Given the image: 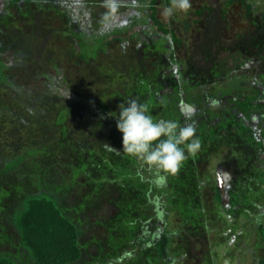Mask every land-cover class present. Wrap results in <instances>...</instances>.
I'll return each mask as SVG.
<instances>
[{
    "label": "rangeland",
    "instance_id": "rangeland-1",
    "mask_svg": "<svg viewBox=\"0 0 264 264\" xmlns=\"http://www.w3.org/2000/svg\"><path fill=\"white\" fill-rule=\"evenodd\" d=\"M83 1L75 8H78L81 19L86 22L90 18L94 20L89 25L93 23L95 30L86 33L85 26H78L73 35L75 39L71 40L58 32L64 27L63 17L53 15L48 22L44 20L47 16L37 19L33 28L39 40L48 39L44 45L52 54L48 59H41L35 67L37 73L33 75H38V78L32 82L24 78L26 99H22V93L12 90L3 92L2 97L0 93V256L11 257L19 264L33 263L23 250L9 216L24 196L59 189V182L54 180L59 179L57 172L68 160V153L57 154L58 158L53 161L48 160V156L42 157L41 152L51 141L59 138L60 126L54 121L62 104L71 95L93 97L104 102L103 109H110L109 112L117 113L122 109L124 115L117 118V129L111 138L125 147L133 142V138L141 141L148 136L149 118L145 116L146 111L139 109L143 103L137 107L146 87L135 80V76L147 78L154 88H162L159 101H164V97L171 100L167 113L163 114L167 105L161 102L152 113L160 123L164 122L167 114L175 120L174 113L179 107L176 104L178 97L170 92L177 87L168 74L173 70V57L167 50H157L158 43H154L152 38L138 37L142 31L162 33L151 19V11L147 18L142 17L146 21L133 28L126 16L106 20L116 10L104 6L102 1L105 0ZM95 1L100 4L85 6V3ZM229 1L173 0L170 5L160 1L157 4L158 19L182 39L181 44L175 46V58L184 78H187L183 91L188 102L201 103L202 108H217V113L226 108L232 115V120L221 125L211 138H203L198 149L195 143L193 147L190 144L186 146L188 150L181 154L185 161L181 164L185 168V178L161 176L157 180L159 185L165 182L168 188V207L164 216L175 264H259L264 257V142L256 141L253 129L243 128L239 123L240 116L252 108L250 102L254 99L251 95L255 97L259 88L263 96L255 99L257 110L260 107L264 109V0H246L254 3L252 14L243 2L230 4ZM3 3L0 0V13L1 6H5ZM89 41L94 42L91 46L94 53H90L91 49L87 47V62L78 59V53L70 58L66 49L68 44L74 42L79 51L81 43ZM101 49L103 52L99 55L97 51ZM188 64L201 73L196 76L194 70H187ZM168 68L170 70L167 71ZM47 87L52 88L47 91ZM39 96L43 98L40 100ZM1 100L5 108H1ZM258 113L261 123L256 127L264 130V112L259 110ZM208 114L209 120L217 115ZM77 118L64 122L74 134L72 138L83 136V144L97 143L104 132V119L91 123L81 114ZM82 148L86 150V147ZM83 150L80 151V159H74L79 168L85 166L86 153ZM36 153L40 154L34 156ZM194 153L197 156L192 159L191 154ZM25 155L31 158L27 160L28 164H23L15 172L7 171L8 165ZM33 161H38L39 169H42L37 175L32 174V168L36 169ZM111 161L113 158L104 154L99 166H93L94 179L86 174L78 176L77 190L64 196L60 202L82 231V257L73 264H120L117 260L110 262V258L121 243L134 246L136 239H147L151 235L150 230L155 229L153 220L138 212L137 204L116 208L106 197L98 200L93 197V191L102 186L106 187L102 190L104 194L118 196L123 193L121 188L111 183L115 176L106 168L108 165L105 166ZM169 164L175 168L177 163L172 164L171 161ZM177 166L180 167L179 164ZM67 171V175L63 174L65 177L75 176ZM189 173L200 182L190 181ZM252 173L256 177L254 181L249 179ZM216 185L224 190L221 204L214 198ZM190 201L197 204L199 201L205 208L204 215H199L197 209H187ZM145 263L147 261L144 260L142 264Z\"/></svg>",
    "mask_w": 264,
    "mask_h": 264
},
{
    "label": "trees",
    "instance_id": "trees-1",
    "mask_svg": "<svg viewBox=\"0 0 264 264\" xmlns=\"http://www.w3.org/2000/svg\"><path fill=\"white\" fill-rule=\"evenodd\" d=\"M3 1V5L5 6H1L0 13V93L2 97L3 92L12 90L17 92V94L22 93V99H26L25 97H27L28 94L24 91L26 90L25 87H27V84L25 85L23 82L24 78L27 77L29 82L38 78V75H33L37 73L35 67L41 62V59H48L52 54L44 45L48 42V39L44 37L43 40H39V36L33 28V26L36 25L37 19H42L47 16L48 18L44 20L48 22L53 15L55 17H63L62 23L64 27L58 32L64 38H69L71 40L75 39L73 35L78 26H85L84 29L87 31L84 32L86 33L95 30L93 23L89 25L90 21L92 22L94 20L90 18V21L86 22L85 19H81L78 13L79 10L75 7L77 4L81 5V3H84L82 0ZM78 1H80V3ZM159 1L165 5H170L173 2V0H136L134 3H129L105 0L102 1V4L116 10V13L110 18H106V20L112 21L118 17L126 16L127 21L131 22L133 28L136 27L138 23L146 21V19L142 17L147 18L149 11H151V19L162 33L147 34V32L145 33V31H142L138 34V37L140 39L152 38L154 43H158L156 46L157 50H161V52L167 50L174 59L173 70L168 68L167 71H170L167 73L172 76L173 82L177 84L176 88L170 89L171 94L174 95V97H178L176 104L177 107L178 105L179 107L176 110L177 112L174 113L176 119L173 120L172 117H168L169 114H167L166 118L163 119L164 122L160 123V119L152 115V113H155V108L159 106V102H161L159 101L161 98L159 91H161L162 88H154L153 84H151L152 82L147 81V78L140 79L138 76L134 77V74H132V77L136 78L135 80H138V82H141V85L146 87L144 97L139 100V104L137 105L138 107L143 103V107L138 108L146 111L145 116L149 118V125L147 128L148 138L146 137L145 140L137 141L133 138V142L125 147L124 145L121 146L118 142H114V139L111 138L113 136L112 133L117 129L116 123H118L119 120L117 118H122L124 115L122 109H119L117 113L109 112L110 109H103L105 107L104 102L97 101L93 97L88 98L80 96L77 93H75L77 94L75 97L71 95L72 98L70 96L69 100H66L64 104L61 102L62 106L58 114H56V119L54 121V124L60 126L58 130L59 138L51 141L41 152L42 157L48 156V160L52 159L53 161L58 158L57 154L62 152L64 154H66V152L68 153V155H66L68 160L61 164V171L57 172L59 179L57 180L56 178V180H54L59 182L57 186L59 189L53 191L47 190V192L39 191L24 196L20 199L16 209L9 216L10 223L18 233L22 248L33 264H73L80 261L82 257L80 248L82 231L74 218H72L73 216L61 207L63 203L61 204L60 202H62L61 200H63L64 196L67 194L70 195L77 190L75 186L78 176L86 174L90 176L91 180L94 179L95 175L92 172L93 166L97 167L98 163L103 159L104 154H108V156L110 158L112 157L114 160L105 165H108L106 168L115 176V179L110 182L116 187L121 188L123 193L118 196L111 195L112 193L104 194L102 190H105L106 187L102 186L101 188H97V190H95L96 192L93 191V197L97 200L99 198L105 199L106 197V199L112 201L113 206L116 208H119L120 205L127 204L129 206L135 203L139 207L138 212L143 214L147 219H152V224L155 225V229L153 231L150 230L151 235L147 237V239H136L134 246L122 245V243L121 245L119 244L120 248L112 254L110 262L117 260L120 264H131L132 262L136 264L142 261L140 263L142 264L145 260L147 261L145 264H150L149 261L153 264H175V255L170 249L171 237L169 236L167 228L168 223L164 216V211H167L168 207V188L165 182L159 185L157 180H159L161 176L166 178L170 177L172 179H175L176 176L185 178V168L181 167V164L185 161L184 158L181 157V154L187 149L186 146L190 144L193 147L195 143L198 149V143H203V138H211L221 125H226L232 120V115L226 108H222V110L217 113L215 111L217 108H206V106L202 108L201 103L195 105L188 102L183 91V83L187 78H184L180 63L175 58L177 52L175 46H179L182 39L178 38L175 31L166 27L164 23L158 19L157 4ZM236 1H241L243 4H246L250 14L253 13L254 3L246 2V0H230L229 3L233 4ZM94 4H100V2H87L85 6L88 5L91 7ZM86 26L88 28H86ZM81 44L82 48H80L79 51L74 42L72 45L68 44L66 49L71 56L70 58H73L78 53V59L87 62L85 58L86 49L88 47L89 50L91 49L90 53H94V49L91 47L94 42L89 41ZM97 52L100 55L103 49ZM188 68L194 70L196 76L201 73L200 70L197 71L194 68L192 69L191 64L187 65V70ZM20 80L22 81L19 82ZM160 83L163 85V82ZM47 88V91H49L52 87ZM152 89H155V91H152ZM258 91H256L255 97L251 95L252 99H254L253 102L255 99L258 100L263 96V92L260 88ZM46 92L44 95L46 94L47 96ZM238 93L240 92H237V94ZM236 96L237 95H235V97ZM40 97L42 96H39V98ZM163 100L161 104L165 103L167 105L163 110L165 111L163 112L164 114L171 108L169 106L171 100L166 97H164ZM253 102H250L252 108L247 109V111L240 116L239 123L243 128L249 129L250 127L253 129L252 135L256 141L264 142V130L256 127L257 124L261 123V115L258 112L259 110L264 112V109L260 107V109L257 110L258 103L256 101L255 103ZM212 103H214V101ZM235 104H237V102ZM1 108H5V104L2 100ZM209 112H211L212 116L215 114L217 115L212 120H209ZM48 113L50 112L48 111ZM79 114L86 116L87 120L91 123L96 121L99 122L104 119V132L101 133V137H98L97 143H89V145L83 144V136L79 139L72 138L74 134L68 129L69 127H67L64 122L67 119H70V121L78 119L77 117ZM172 140L175 141L174 144ZM82 147H86V150H83ZM82 150L86 153L84 157L85 166L82 165L81 168H79L74 163V159H80V151L82 152ZM38 154L40 153H36L34 156ZM194 154H191L192 159H195L197 156L196 153ZM28 159L31 158L25 155L19 161H16V163L8 165L7 171L15 172L23 164H28ZM171 161L172 164L177 163L180 167L178 168L176 164L177 170L176 166L175 168H171V164H169ZM37 162L38 161H33V163H36V169L34 170V168H32V174L34 175L42 171V169H39L40 167ZM186 165L188 166V163H186ZM31 166H34V164ZM193 169H196L195 166ZM67 170L71 171L75 176L73 178L65 177L63 174H66L65 172L68 173ZM25 175H27V173ZM188 175L187 177L190 178V181L200 182V179L198 181L196 177L193 176L192 178L190 173ZM255 178L253 173L249 175V179L254 181ZM204 182H207V180ZM200 184L198 185L199 188L201 186ZM249 190L248 188L247 196H249ZM214 198L218 204H221L224 200V190L220 185L215 186ZM97 200H94V202ZM137 201H141V203L139 202L138 204ZM197 202L198 204L190 201L189 208L187 207V209H197L199 215H204L205 208L199 204V201ZM263 228L264 225L262 226V229ZM262 238L264 240V233H262ZM0 264L19 263L11 257L0 256ZM259 264H264V257L260 259Z\"/></svg>",
    "mask_w": 264,
    "mask_h": 264
}]
</instances>
